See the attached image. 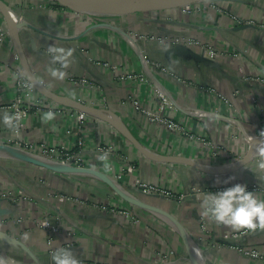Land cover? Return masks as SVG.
<instances>
[{"label": "crops", "instance_id": "obj_1", "mask_svg": "<svg viewBox=\"0 0 264 264\" xmlns=\"http://www.w3.org/2000/svg\"><path fill=\"white\" fill-rule=\"evenodd\" d=\"M0 2V118L9 112L2 108L14 100V79L24 68L43 79L41 90L110 118L62 105L34 88L31 96L42 101L41 108L28 110L19 134L0 119V144L36 156L18 145L81 149L82 168L102 172L131 198L160 210L133 206L92 176L60 174L0 154V193L9 194L0 199V230L14 241L0 239L7 264H53L58 247L70 248L81 264H264L239 250L264 253V231L210 222L199 214L197 198L201 191L239 183L264 199V170L258 167L264 142L233 169L252 140L264 135V0H222L190 14L174 9L122 18L54 0ZM173 40L178 43L171 45ZM50 44L75 49L62 81L46 71ZM159 88L170 104L161 103ZM141 109L152 119L178 123L186 135ZM48 110L56 119L45 124L41 115ZM99 146L113 148L111 173L96 159ZM136 182L170 196L145 194ZM39 219L49 228H40Z\"/></svg>", "mask_w": 264, "mask_h": 264}, {"label": "clouds", "instance_id": "obj_2", "mask_svg": "<svg viewBox=\"0 0 264 264\" xmlns=\"http://www.w3.org/2000/svg\"><path fill=\"white\" fill-rule=\"evenodd\" d=\"M163 44V41H161ZM163 50L167 51V46ZM75 49L65 48L50 44L47 53L50 56L47 66V74L54 80H64L67 77V69L73 62ZM59 65V67H56ZM19 78L23 79V86L31 92L36 85L43 86L44 81L40 77L33 76L26 71L19 72ZM35 100L34 96L29 97ZM2 122L13 134H19V116L4 112ZM56 119V114L48 110L41 115L42 123H49ZM264 134V132H261ZM260 161L258 167L264 170V147L259 149ZM96 159L101 163L104 173L113 171V164L110 160V151L97 152ZM234 177H229V180ZM219 183V181H217ZM227 183V181H225ZM200 200L199 214L210 222L217 225H224L232 230H250L255 232L257 229L264 231V199L247 189L246 185L235 184L224 190L216 192H203L197 197ZM24 239H28V234H24ZM53 264H81L70 248L58 247L52 254ZM0 264H7V261L0 257Z\"/></svg>", "mask_w": 264, "mask_h": 264}, {"label": "built area", "instance_id": "obj_3", "mask_svg": "<svg viewBox=\"0 0 264 264\" xmlns=\"http://www.w3.org/2000/svg\"><path fill=\"white\" fill-rule=\"evenodd\" d=\"M218 2H220V1L195 3L192 5L183 6L179 9L181 10V12L183 14H190L192 12L201 10L205 6H214V4L218 3ZM127 38L129 39L130 36L127 35ZM177 43H178V40H173L170 42L171 45H174ZM208 54L211 57L214 56V53L212 50H209ZM81 82H85V81L82 80ZM23 84H24V81H23V79L19 78V71H17L15 79H14L15 98L11 102V104H9L8 106H5L4 108L1 107L2 109H7L10 112V114L18 115L19 116V124H21L20 123L21 120L23 119L25 114L28 112V110L31 109L32 106H35L37 108H41V106H42V101L40 99H36V98H35V100L29 99V97L33 94V92L35 90L32 89V91L30 92L28 88L23 86ZM158 96H159V99L161 100L162 104H166V103L170 104L169 98H168L169 96L167 95V93L165 92V90L163 88H159ZM136 106H137V109H140L138 107V105H136ZM140 111L143 114H146L150 119H152V115L150 112L145 111L143 109H141ZM152 120L162 122L171 132L174 131L178 135H186L182 126L176 122H173L172 120L164 119V118L158 117V116H156ZM189 139H192V137L189 136ZM77 141H78V145L80 147L82 145V139L78 138ZM0 145H2V144H0ZM18 146L21 147V149L23 148L26 151L30 150L29 152H32V153H34L36 151L37 155L41 156V158L48 160V161L57 162V163L63 164V165H71V166H74L77 168L83 167L82 166L83 165V158L81 156V154H82L81 149L76 151L75 153H71L63 145L51 146V147L41 145L39 147H36V146L33 147V146H30V145L24 143L23 147H22V145H18ZM112 149L113 148L110 146H108V147L99 146L97 151L98 152L110 151V154H111L113 152ZM121 176L122 175H119L118 178H121ZM136 185L145 194H159V195H163V196H170V194L167 191H165L164 189H160L159 187H157L155 185L142 183V182H136ZM224 189L225 188H221V189H218L216 191H220V190H224ZM7 196H9L8 193H6V194L0 193V199H4ZM58 200L64 201L66 199H65V197L60 196V197H58ZM103 209H105V208L103 207ZM116 211L118 213H122L123 215H125L127 217L130 216L129 214H127L124 211H121V210H116ZM38 225L40 228H43V229L49 228V223L47 222V220L39 219ZM201 230L205 231V227H204V225L202 226V223H201ZM239 250L244 255L256 260V262H264V253H261L254 248H243V249H239ZM6 261H8V260H6Z\"/></svg>", "mask_w": 264, "mask_h": 264}, {"label": "water", "instance_id": "obj_4", "mask_svg": "<svg viewBox=\"0 0 264 264\" xmlns=\"http://www.w3.org/2000/svg\"><path fill=\"white\" fill-rule=\"evenodd\" d=\"M54 1L61 4V5H66V6L72 7L71 5H73L74 3H98V2H111V1H116V0H54ZM162 1H163L162 5L152 7V8L133 10V11H131L132 12L131 14L168 11V10L179 9L183 6L192 5L195 3H204V2H210V1H222V0H162ZM0 8L3 10V4L1 2H0ZM24 70L29 73L28 69L24 68ZM38 90L41 91V89H38ZM57 103H60L62 105H65V106H68V107H71V108H74V109H77V110H80V111H83V112H86L89 114H94L95 112H97V110L94 108H88L84 105H81V104L75 103V102H69V103L76 105V106H72V105L65 104L63 102H58V101H57ZM113 117H115V116H113ZM112 125H117V127L120 129V132L124 135L125 138L128 139L129 142H131L145 156L148 155L147 152H145V150L136 142V140L132 137V135L126 129H122L120 127L118 122L114 121V123ZM263 142H264V135L258 137L257 139L252 140V142H251L252 144L250 146L249 152L247 153L245 158L241 162H239L233 169H238V167H240L242 164L246 163L247 160L249 159V157L253 154V152H254L255 148L258 146V144H262ZM0 154L1 155L10 154L13 157L18 158L19 160H22L23 162L33 164L35 166H39L41 168H44V169H47V170H50V171H53L56 173H60V174H81V175L92 176V177L96 178L97 180H99L100 182L107 185L111 190H113V192L117 196H119L125 202H127L133 206L140 207V208L160 211L157 208L147 206L146 204L131 198L128 194H125L123 192V190L119 188V185L116 182H114L108 176H106L105 174H103L102 172H100L98 170H94V169H90V168H77V167H74L71 165L59 164L57 162L48 161V160H45L39 156L32 155V154L26 153L24 151L16 150L14 148H8V147L2 146V145H0ZM177 159H180V158H177ZM177 161H182V162H185L186 164H188L189 166H194L197 169H202V168H200V166H197L196 164H193L192 162H189V161L186 162L182 159L177 160ZM226 171L227 170L224 169V172H226ZM3 213L4 212H2V210H0V216L3 215ZM0 239L3 240L4 242L8 243V244L14 242L10 236H8L6 233H4L1 230H0Z\"/></svg>", "mask_w": 264, "mask_h": 264}, {"label": "bare ground", "instance_id": "obj_5", "mask_svg": "<svg viewBox=\"0 0 264 264\" xmlns=\"http://www.w3.org/2000/svg\"><path fill=\"white\" fill-rule=\"evenodd\" d=\"M162 4H163L162 0H116V1H111V2H98V3H74L71 6L74 9H77L81 12H86V13H90V14H100V15L109 16V17H120V16L130 15L132 13L131 11H133V10L152 8V7L162 5ZM14 26H15V24H14ZM130 43H131V41H130ZM50 95L53 96L54 98L58 99L56 96H54L52 94H50ZM53 100L56 101L55 99H53ZM58 101L71 105L69 102H66V100L63 101L61 99H58ZM97 112H99V111H97ZM93 115L100 116L102 118H105L106 120L109 119V121H110L109 117L103 116L100 113H94ZM6 155H8V154H6ZM177 231H178V229H177ZM187 242L188 241H186V244H187ZM187 245H189V244H187ZM192 250H193V248H192ZM192 256H194V255H192ZM194 259H195V257H193V259L191 261H194ZM17 262H18V260H17Z\"/></svg>", "mask_w": 264, "mask_h": 264}, {"label": "rangeland", "instance_id": "obj_6", "mask_svg": "<svg viewBox=\"0 0 264 264\" xmlns=\"http://www.w3.org/2000/svg\"><path fill=\"white\" fill-rule=\"evenodd\" d=\"M63 6H65V7H68V8H70L69 6H66V5H63ZM159 12H163V11H159ZM94 15H98V16H102V17H106V16H103V15H100V14H94ZM127 16V15H126ZM121 18L122 17H124V16H120ZM112 18H115V17H112ZM149 39H153V37H151V38H149ZM41 87H40V85H36L35 86V89H40ZM42 92L44 91V90H41ZM46 96H48V97H50V98H52V99H55L56 101H58V99H56V98H54L53 96H51L50 95V93H47V92H43ZM64 101V100H63ZM59 102V101H58ZM71 104V103H70ZM72 106H76V105H73V104H71ZM1 254V253H0Z\"/></svg>", "mask_w": 264, "mask_h": 264}]
</instances>
